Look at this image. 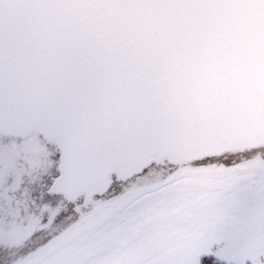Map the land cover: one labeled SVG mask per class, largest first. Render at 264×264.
I'll list each match as a JSON object with an SVG mask.
<instances>
[{"label": "water", "instance_id": "1", "mask_svg": "<svg viewBox=\"0 0 264 264\" xmlns=\"http://www.w3.org/2000/svg\"><path fill=\"white\" fill-rule=\"evenodd\" d=\"M59 150L51 190L264 144V0H0V132Z\"/></svg>", "mask_w": 264, "mask_h": 264}, {"label": "rangeland", "instance_id": "2", "mask_svg": "<svg viewBox=\"0 0 264 264\" xmlns=\"http://www.w3.org/2000/svg\"><path fill=\"white\" fill-rule=\"evenodd\" d=\"M146 187L127 191L105 216L79 225L25 264H200L203 255L264 264V169Z\"/></svg>", "mask_w": 264, "mask_h": 264}, {"label": "flooded vegetation", "instance_id": "3", "mask_svg": "<svg viewBox=\"0 0 264 264\" xmlns=\"http://www.w3.org/2000/svg\"><path fill=\"white\" fill-rule=\"evenodd\" d=\"M227 154L230 157L220 156ZM59 156L57 146L36 130L0 132V264H25L79 225L105 216L128 188L151 186L160 179L167 184L182 176L217 178L264 169V144L181 163L150 159L140 173L125 180H116L113 172L106 175L101 181H108V186L99 194L86 199L81 192L68 199L51 190L61 175Z\"/></svg>", "mask_w": 264, "mask_h": 264}, {"label": "trees", "instance_id": "4", "mask_svg": "<svg viewBox=\"0 0 264 264\" xmlns=\"http://www.w3.org/2000/svg\"><path fill=\"white\" fill-rule=\"evenodd\" d=\"M166 159V158H165ZM164 182V180L163 179H160L159 181H152V184H151V186H148L149 188H157L158 186H160V185H162V184H164L163 183ZM144 187V186H143ZM146 187V186H145ZM148 187H146L147 189H148ZM140 188V187H139ZM138 189V188H137ZM130 190H134V189H132V188H128L127 190H126V192L128 191V192H131ZM135 191V190H134ZM125 192V193H126ZM116 201H118V198H115V200H114V202H116ZM199 262H200V264H227V263H225L224 261H219V260H217L214 256H211V255H203V256H201L200 257V259H199Z\"/></svg>", "mask_w": 264, "mask_h": 264}]
</instances>
